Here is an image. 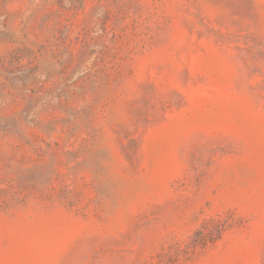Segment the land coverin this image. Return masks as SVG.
Returning <instances> with one entry per match:
<instances>
[{"label":"rangeland","instance_id":"374dc122","mask_svg":"<svg viewBox=\"0 0 264 264\" xmlns=\"http://www.w3.org/2000/svg\"><path fill=\"white\" fill-rule=\"evenodd\" d=\"M0 264H264V0H0Z\"/></svg>","mask_w":264,"mask_h":264}]
</instances>
